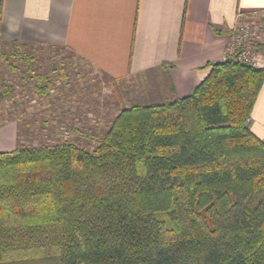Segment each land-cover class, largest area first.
I'll list each match as a JSON object with an SVG mask.
<instances>
[{
	"label": "trees",
	"instance_id": "trees-1",
	"mask_svg": "<svg viewBox=\"0 0 264 264\" xmlns=\"http://www.w3.org/2000/svg\"><path fill=\"white\" fill-rule=\"evenodd\" d=\"M210 66L182 98L121 109L91 150L0 152V264H264V140L249 127L264 68ZM32 70L24 84L48 80Z\"/></svg>",
	"mask_w": 264,
	"mask_h": 264
},
{
	"label": "crops",
	"instance_id": "crops-1",
	"mask_svg": "<svg viewBox=\"0 0 264 264\" xmlns=\"http://www.w3.org/2000/svg\"><path fill=\"white\" fill-rule=\"evenodd\" d=\"M239 13L264 22V0H0V41L65 48L106 84H137L139 103H163L188 95L230 57ZM14 96L12 104L26 102ZM4 113L0 152L20 140L18 119ZM249 127L264 140V83Z\"/></svg>",
	"mask_w": 264,
	"mask_h": 264
},
{
	"label": "rangeland",
	"instance_id": "rangeland-1",
	"mask_svg": "<svg viewBox=\"0 0 264 264\" xmlns=\"http://www.w3.org/2000/svg\"><path fill=\"white\" fill-rule=\"evenodd\" d=\"M29 67L33 68L32 75L48 78L50 97L32 90L34 85L42 86L46 82L33 78L28 84L23 83L22 76ZM7 85L14 88L12 94L18 101L21 97L26 101L25 105H16L9 96H0V115L4 111L12 112L11 117L20 123L18 145L53 143L68 138L91 150L107 130L109 120L121 109L141 104L134 98L142 90L136 88L137 84L124 87L117 83L112 87L104 82L100 72L79 57L52 45L30 43L15 49L10 43L0 41V88L4 90ZM130 91L132 95L127 94ZM28 122L30 128L24 125Z\"/></svg>",
	"mask_w": 264,
	"mask_h": 264
},
{
	"label": "built area",
	"instance_id": "built-area-1",
	"mask_svg": "<svg viewBox=\"0 0 264 264\" xmlns=\"http://www.w3.org/2000/svg\"><path fill=\"white\" fill-rule=\"evenodd\" d=\"M263 27L257 15L239 13L231 33L230 56L237 54L238 60L264 68L261 46H257L264 44Z\"/></svg>",
	"mask_w": 264,
	"mask_h": 264
},
{
	"label": "water",
	"instance_id": "water-1",
	"mask_svg": "<svg viewBox=\"0 0 264 264\" xmlns=\"http://www.w3.org/2000/svg\"><path fill=\"white\" fill-rule=\"evenodd\" d=\"M229 58H227L226 60H228Z\"/></svg>",
	"mask_w": 264,
	"mask_h": 264
}]
</instances>
